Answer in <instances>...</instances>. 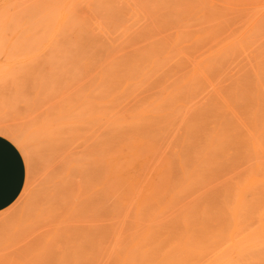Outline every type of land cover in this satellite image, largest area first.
<instances>
[{"label": "rangeland", "instance_id": "obj_1", "mask_svg": "<svg viewBox=\"0 0 264 264\" xmlns=\"http://www.w3.org/2000/svg\"><path fill=\"white\" fill-rule=\"evenodd\" d=\"M0 9V121L27 164L0 264H264V0Z\"/></svg>", "mask_w": 264, "mask_h": 264}, {"label": "crops", "instance_id": "obj_2", "mask_svg": "<svg viewBox=\"0 0 264 264\" xmlns=\"http://www.w3.org/2000/svg\"><path fill=\"white\" fill-rule=\"evenodd\" d=\"M27 180V164L18 145L0 133V212L21 195Z\"/></svg>", "mask_w": 264, "mask_h": 264}, {"label": "bare ground", "instance_id": "obj_3", "mask_svg": "<svg viewBox=\"0 0 264 264\" xmlns=\"http://www.w3.org/2000/svg\"><path fill=\"white\" fill-rule=\"evenodd\" d=\"M2 2V1H1ZM5 2V1H4ZM12 2H13V0H12ZM15 2V1H14ZM18 2V1H17ZM8 3H9V1H8ZM19 3V2H18ZM23 3V2H22ZM4 4V3H3ZM17 4V3H16ZM7 5H9V4H7ZM12 5V7H13V4H11ZM20 5V4H19ZM4 7V6H3ZM2 7V8H3ZM8 7H10L11 8V6L9 5V6H7V8ZM4 9V11L5 10H9V9ZM2 9V10H3ZM1 10V9H0ZM1 10V11H2ZM14 10H15V7H14ZM21 10V9H20ZM11 11H13V10H11ZM6 12V11H5ZM20 12V11H19ZM1 14H3V12L2 13H0V16H1ZM10 14V13H9ZM13 14H14V12H13ZM16 14V13H15ZM19 14V13H18ZM64 14V13H63ZM62 14V15H63ZM10 15H12V14H10ZM3 16V17H2ZM1 17L2 18H4V14L2 15ZM7 16V15H6ZM16 16V15H15ZM0 17V18H1ZM10 17V16H9ZM17 17V16H16ZM60 17H62V16H60ZM0 19V21H1V23L0 24H3L4 23V25L3 26H5V23L7 22V21H9V20H6V21H2L3 19ZM10 18H12V17H10ZM64 18V17H63ZM14 19V18H13ZM18 19V18H17ZM10 20H12V19H10ZM3 22V23H2ZM18 22V21H17ZM21 22V21H20ZM8 23H10V21L8 22ZM15 24V23H14ZM8 24H6V26H7ZM12 25V24H11ZM16 25V24H15ZM0 27L2 28V31L1 32H3V28H5V27H2V25H0ZM30 28H27V29H25V30H29ZM16 30V29H15ZM0 32V33H1ZM16 32V31H15ZM23 32V31H22ZM26 32V31H25ZM2 34V33H1ZM1 36V38H2V35H0ZM79 114V116H81L82 114H80V113H78ZM85 114V113H84ZM89 114V113H88ZM49 116H52V115H50V114H48ZM63 117V116H62ZM68 116H66V118H67ZM71 117V116H70ZM69 117V118H70ZM45 118H48L47 116L45 117ZM57 119V118H56ZM63 119V118H62ZM46 120V119H45ZM7 125V123H2L1 121H0V133L1 134H4L5 136H7V137H9L10 139H12L15 143H17V145H18V147H21L22 149L24 148V146H23V143L21 142V138L19 139V137L15 134V132L14 131H12V128H11V126L10 125ZM73 125V124H72ZM78 125V124H77ZM9 126V127H8ZM68 126V125H67ZM66 126V127H67ZM76 126V125H75ZM82 126V125H81ZM69 127V126H68ZM67 127V128H68ZM77 128L76 129H78V126H76ZM63 128H65L64 126H63ZM69 128H71V127H69ZM68 128V129H69ZM75 129V130H76ZM14 130V129H13ZM71 130V129H70ZM69 131V130H68ZM77 131H79V130H76V132ZM70 132V131H69ZM73 132V131H72ZM80 133V132H79ZM20 134V133H19ZM69 141V140H68ZM70 141H71V139H70ZM72 142V141H71ZM86 143H89L88 142V140H87V142ZM85 143V144H86ZM86 146V145H85ZM88 147V146H87ZM74 148V147H73ZM79 148V147H78ZM24 150V149H23ZM128 150H129V148H128ZM133 150V149H132ZM132 150H129V151H132ZM84 151V150H83ZM126 151V150H125ZM85 155V154H84ZM133 158H134V156H133ZM72 159V158H71ZM139 160H141L140 159V157H139V155H136L135 156V158L134 159H131L130 157L128 158V160L127 159H125V161L127 162V165L125 166V167H127V168H129V169H136V170H140V173L143 175V171H142V169H139V168H137V167H141V162L139 161ZM72 161V160H71ZM101 161V160H100ZM77 162V161H76ZM70 163V162H69ZM101 163V162H100ZM120 163V162H119ZM122 163H123V161H122ZM122 163H120V164H122ZM113 164V163H112ZM118 165L117 167H119V166H121V165ZM90 165V164H89ZM117 165V164H116ZM100 166V165H99ZM109 166V165H108ZM107 167V166H106ZM124 167V166H123ZM142 168V167H141ZM82 169V168H81ZM105 169V168H104ZM118 169V168H117ZM117 169L115 168L114 170V172L116 173V171H117ZM144 169V168H143ZM73 170V169H72ZM107 170V169H106ZM106 170H105V172H106ZM124 170H125V168H124ZM118 171H120V170H118ZM75 172V171H74ZM113 172V173H114ZM152 172V171H151ZM150 172V173H151ZM109 173H110V171H109ZM108 173V174H109ZM119 174H118V177H116V178H114L113 179V181H114V183H112L110 180L112 179V178H110L108 181H110V185H112V186H110V188H111V192L110 193H113V195H110V196H113L112 198H114V196H116L115 194L119 191V190H122V187H123V185L124 184H126L127 182H125L126 180H125V178H127V176H125L126 175V172H124V171H120V172H118ZM72 174V173H71ZM85 174V173H84ZM103 174V173H102ZM101 174V175H102ZM106 174V176H107V172L106 173H104V175ZM128 174V173H127ZM79 175V174H78ZM82 175H83V173H82ZM113 175V174H112ZM128 175H130V174H128ZM135 175V174H134ZM146 173H145V175L143 176L144 177V179H145V177H146ZM71 176V175H70ZM74 176H75V174H74ZM90 176V175H89ZM90 177H92V176H90ZM106 178L105 176H102V178ZM129 177V176H128ZM150 177V176H149ZM74 178H76V177H74ZM141 178H142V176H141ZM98 179V178H97ZM96 179V180H97ZM115 179H116V181H115ZM147 179H149V178H147ZM162 179V178H161ZM164 179V178H163ZM90 180H92V179H90ZM125 180V181H124ZM136 180V179H135ZM141 180V179H140ZM143 180V179H142ZM156 180V179H155ZM76 181V180H75ZM98 181V180H97ZM163 181V180H162ZM166 181V180H165ZM140 182V181H139ZM147 182V181H146ZM78 183V182H77ZM94 183V182H93ZM103 183V182H102ZM156 183H158V185H159V182H156ZM73 184H74V182H73ZM97 184V183H96ZM108 184V185H109ZM139 184V183H138ZM144 184H145V182H144ZM150 184V183H149ZM166 184V183H165ZM91 186H92V184H90ZM106 185V189H107V187H108V185L107 184H105ZM141 185V184H140ZM94 186V185H93ZM136 186V185H135ZM150 186V185H149ZM157 186V185H156ZM156 186H154L153 187V191H154V193L156 192V188L158 187H156ZM160 186V185H159ZM81 187H82V185H81ZM137 187V186H136ZM156 187V188H155ZM78 188V187H77ZM138 188V187H137ZM105 188H104V190L105 191H107ZM158 189H161V188H158ZM77 190V189H76ZM83 190V189H82ZM85 190V189H84ZM110 190V189H109ZM137 190V189H136ZM143 190V189H142ZM104 191V192H105ZM132 191V190H131ZM131 191H129V194H130V192ZM84 192V191H83ZM158 192H160V191H158ZM80 193L82 194V191H80ZM109 192H106V194H108ZM115 193V194H114ZM120 192H118L117 193V195H119L120 196V194H119ZM132 193V192H131ZM84 195V194H83ZM133 195H134V193H133ZM154 195V194H153ZM118 196V197H119ZM117 197V196H116ZM115 197V198H116ZM156 198H158L159 199V197H156ZM117 199H119V198H117ZM152 199V198H151ZM112 200H114V199H112ZM122 200V199H121ZM120 200V201H121ZM129 202H127V203H124V201H123V203L125 204V206H127L130 202H132V198L129 196ZM117 201V200H116ZM134 201H136V206H137V209H138V211H140V210H142L141 208H142V201H139V200H137V199H135ZM122 202V201H121ZM154 202V201H153ZM152 202V203H153ZM150 203V202H149ZM154 203H156V202H154ZM134 205H135V203H133ZM157 204V203H156ZM155 204V205H156ZM79 205H80V203H79ZM131 205V204H130ZM143 205H145V204H143ZM150 205V204H149ZM148 205V206H149ZM81 206V205H80ZM118 206V205H117ZM85 207V206H84ZM76 208H77V206H76ZM80 208V207H79ZM75 210V209H74ZM261 232H262V230H261Z\"/></svg>", "mask_w": 264, "mask_h": 264}]
</instances>
